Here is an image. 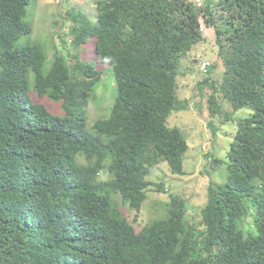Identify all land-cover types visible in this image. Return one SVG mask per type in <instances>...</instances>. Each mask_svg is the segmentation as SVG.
<instances>
[{"label":"trees","instance_id":"16d2710c","mask_svg":"<svg viewBox=\"0 0 264 264\" xmlns=\"http://www.w3.org/2000/svg\"><path fill=\"white\" fill-rule=\"evenodd\" d=\"M34 1L0 0V264H264V0H97L93 20L67 11L63 42L74 52L52 57L38 42L16 43L32 33ZM200 19L214 29L222 64L217 81L214 65L201 81L211 88L210 116L222 100L225 119L249 112L236 122L225 180L207 185L198 224L170 193L165 216L136 230L121 204L140 210L155 165L183 173L188 144L167 118L188 107L177 76L205 39ZM99 65L115 96L88 127Z\"/></svg>","mask_w":264,"mask_h":264},{"label":"rangeland","instance_id":"374dc122","mask_svg":"<svg viewBox=\"0 0 264 264\" xmlns=\"http://www.w3.org/2000/svg\"><path fill=\"white\" fill-rule=\"evenodd\" d=\"M96 1L35 0L34 4L31 3L28 7L33 24L32 33L22 36L16 43L20 45L26 40L38 42L46 51L48 50L50 57L55 51L67 54L69 49V53H73L74 50L63 42H68L70 39L71 19L67 11L81 10L93 20L96 16ZM213 1L215 0H205V3L212 5ZM200 25L205 39L181 59L180 70L184 74L177 76L178 95L180 98L188 99V107L184 110L173 111L167 118L168 125L178 127L188 144V149L183 155V173L181 175L171 173L167 163L161 162L155 165L146 177L152 185L147 190V197L140 210L130 211L121 204L127 213L129 222L136 230H140L146 223L165 216L170 193L181 197L186 205V217L198 224L201 218L200 208L206 202L207 185L209 181L223 182L225 180L227 175L226 153L236 130V122L249 112L248 108H241L231 114L233 119H225V114L231 112V107L222 100L221 113L210 116L207 98L211 93V88L201 82L206 74L199 67L202 61H206L209 67L214 65L211 77L212 80L217 81L222 73V64L218 57L214 29L206 27L202 19H200ZM84 48L80 49L83 57L96 62L90 47ZM99 67L103 75L93 94L88 97L85 108L88 127L96 119L108 116V109L115 96L112 74L102 66L99 65ZM209 121L213 123L215 130L209 126ZM214 157L222 161L215 168L211 163ZM101 178H106V175L101 174ZM157 183L164 184V192L155 190ZM249 220L250 218L245 219V221Z\"/></svg>","mask_w":264,"mask_h":264},{"label":"built area","instance_id":"2783aa9c","mask_svg":"<svg viewBox=\"0 0 264 264\" xmlns=\"http://www.w3.org/2000/svg\"><path fill=\"white\" fill-rule=\"evenodd\" d=\"M195 2H196V5H197V6H200V5L202 4V0H195ZM206 68H207V62H206V61H203V62L200 64L199 69H200L202 72H204V71H206Z\"/></svg>","mask_w":264,"mask_h":264},{"label":"clouds","instance_id":"9594fccd","mask_svg":"<svg viewBox=\"0 0 264 264\" xmlns=\"http://www.w3.org/2000/svg\"><path fill=\"white\" fill-rule=\"evenodd\" d=\"M203 62V61H202ZM208 66V65H207ZM207 69V68H206ZM205 72V71H204Z\"/></svg>","mask_w":264,"mask_h":264}]
</instances>
